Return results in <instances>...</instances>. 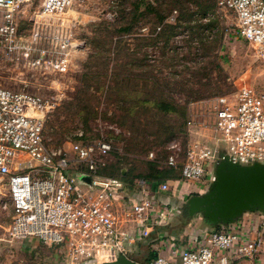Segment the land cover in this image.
Listing matches in <instances>:
<instances>
[{
    "label": "built area",
    "instance_id": "1",
    "mask_svg": "<svg viewBox=\"0 0 264 264\" xmlns=\"http://www.w3.org/2000/svg\"><path fill=\"white\" fill-rule=\"evenodd\" d=\"M33 1L0 0V57L18 68L63 72L72 46L64 15L70 0ZM215 2L233 12L235 31L264 66V0ZM23 19L31 22L27 34L19 29ZM52 106L51 97L0 85V187L6 186L11 210L8 239H39L53 247L61 264H95L120 255L133 259L135 241L169 216L154 197L168 189V179L151 185L134 177L125 190L121 176L101 172L111 150L104 136L48 149L43 121ZM193 107L184 119L181 155L172 150L164 158L165 166L177 169L173 181L200 193L222 156L240 164L264 162V88L242 82L234 93ZM147 157L153 159V152ZM256 211L252 221L236 228L223 223L181 247L158 242L157 248L168 244L167 254L156 253L142 264H173L174 257L180 264H231L258 257L264 252V211Z\"/></svg>",
    "mask_w": 264,
    "mask_h": 264
},
{
    "label": "rangeland",
    "instance_id": "2",
    "mask_svg": "<svg viewBox=\"0 0 264 264\" xmlns=\"http://www.w3.org/2000/svg\"><path fill=\"white\" fill-rule=\"evenodd\" d=\"M64 15L72 42L67 69L18 68L0 57V85L51 97L43 121L48 149L109 139L103 174L124 172L126 185L134 177H152L154 167L167 168L168 152L181 155L184 119L195 103L232 94L242 82L264 88L263 64L235 31L233 12L215 0H70ZM30 24L23 19L19 29L27 34ZM161 100L174 110L158 109ZM168 169L176 176L177 169ZM10 214L4 185L0 264H61L53 247L39 239L9 240Z\"/></svg>",
    "mask_w": 264,
    "mask_h": 264
},
{
    "label": "water",
    "instance_id": "3",
    "mask_svg": "<svg viewBox=\"0 0 264 264\" xmlns=\"http://www.w3.org/2000/svg\"><path fill=\"white\" fill-rule=\"evenodd\" d=\"M87 180V176H81ZM188 214L200 211L211 222L228 223L243 210L264 211V162L240 164L222 156L214 166L213 179L200 193L185 199ZM95 264H142L120 255Z\"/></svg>",
    "mask_w": 264,
    "mask_h": 264
},
{
    "label": "crops",
    "instance_id": "4",
    "mask_svg": "<svg viewBox=\"0 0 264 264\" xmlns=\"http://www.w3.org/2000/svg\"><path fill=\"white\" fill-rule=\"evenodd\" d=\"M176 176L165 177L168 179V189L154 193L156 201L167 208L169 216L163 222L151 225L148 235L135 241L132 254L142 259L133 258L135 261L143 263L150 259L152 254H167L169 243L181 247L198 233L216 229L223 224L221 222H211L207 220L200 211L192 214L187 213L184 203L186 197L191 194L189 192H191L190 189L192 186L183 182L173 181ZM122 179L124 180L125 178L122 177ZM162 179L163 178H160L158 180ZM148 182L151 185L155 183V181L150 180H148ZM129 184L125 189L127 191H130ZM256 214V210H243L232 221L228 222L227 225L236 228L240 224L245 223L248 219L251 221L254 220ZM161 241L168 242V244L164 243L165 246L163 245L161 248H157V243ZM173 264H180L178 257H174ZM231 264H264V252L259 253L258 257L253 259L240 258Z\"/></svg>",
    "mask_w": 264,
    "mask_h": 264
},
{
    "label": "trees",
    "instance_id": "5",
    "mask_svg": "<svg viewBox=\"0 0 264 264\" xmlns=\"http://www.w3.org/2000/svg\"><path fill=\"white\" fill-rule=\"evenodd\" d=\"M206 5H204V8H207V7H205ZM208 6H210V5H208ZM155 105H156V107L158 108V109H161V110H163V111H170V110H174V106L171 104V103H169V102H167V101H164V100H161V101H156V103H155ZM155 165V164H154ZM107 166V165H106ZM156 166V165H155ZM167 167V166H166ZM106 168V167H105ZM105 168H103L102 170H101V172L102 173H104L103 171L105 170ZM168 168H172V167H167V168H157V167H154V169H153V172H152V174H151V176L152 177H149V178H147L146 177V179H148V180H150V181H156V180H158V179H160V178H165V177H169V169ZM124 175H126V173H122L121 174V178L123 177V178H125L124 177ZM145 178V177H144ZM152 256H154V254H152Z\"/></svg>",
    "mask_w": 264,
    "mask_h": 264
}]
</instances>
